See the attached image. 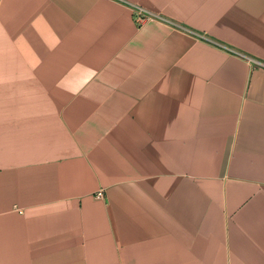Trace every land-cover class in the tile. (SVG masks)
Here are the masks:
<instances>
[{"label":"crops","instance_id":"0c3cea01","mask_svg":"<svg viewBox=\"0 0 264 264\" xmlns=\"http://www.w3.org/2000/svg\"><path fill=\"white\" fill-rule=\"evenodd\" d=\"M0 264H264V0H0Z\"/></svg>","mask_w":264,"mask_h":264},{"label":"built area","instance_id":"2783aa9c","mask_svg":"<svg viewBox=\"0 0 264 264\" xmlns=\"http://www.w3.org/2000/svg\"><path fill=\"white\" fill-rule=\"evenodd\" d=\"M135 12H136V15H135V21L138 22V23H143L147 20H153L155 18H157L156 15L150 13V12H147L141 8H134ZM103 195L102 191H99L97 192L96 196L98 198H101Z\"/></svg>","mask_w":264,"mask_h":264}]
</instances>
